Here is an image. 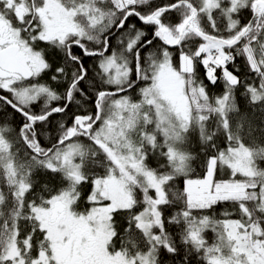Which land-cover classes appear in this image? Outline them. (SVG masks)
<instances>
[{"label": "snow or ice", "instance_id": "6c2138e0", "mask_svg": "<svg viewBox=\"0 0 264 264\" xmlns=\"http://www.w3.org/2000/svg\"><path fill=\"white\" fill-rule=\"evenodd\" d=\"M0 264H264V0H0Z\"/></svg>", "mask_w": 264, "mask_h": 264}, {"label": "trees", "instance_id": "16d2710c", "mask_svg": "<svg viewBox=\"0 0 264 264\" xmlns=\"http://www.w3.org/2000/svg\"><path fill=\"white\" fill-rule=\"evenodd\" d=\"M89 63H90V61H89ZM53 119H55V117Z\"/></svg>", "mask_w": 264, "mask_h": 264}]
</instances>
